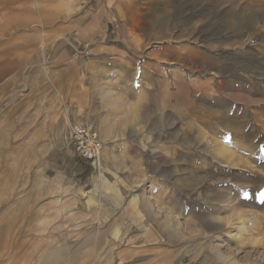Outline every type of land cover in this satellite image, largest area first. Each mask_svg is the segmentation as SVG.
<instances>
[{"label":"rangeland","instance_id":"374dc122","mask_svg":"<svg viewBox=\"0 0 264 264\" xmlns=\"http://www.w3.org/2000/svg\"><path fill=\"white\" fill-rule=\"evenodd\" d=\"M97 1L112 9L101 26L119 62L95 74L99 96L76 112L47 48L35 50V113L9 112L27 82L0 83V166L9 154L24 157L25 172L68 149L76 157L69 127L90 124L101 154L108 144L123 151L107 178L119 202L113 221H53L62 215L52 210L35 232L57 235L49 248L76 252L78 264H264V0ZM88 43H68L65 57L92 58ZM27 116L29 135L14 128ZM100 157L95 168L82 162L94 190L106 185Z\"/></svg>","mask_w":264,"mask_h":264},{"label":"crops","instance_id":"0c3cea01","mask_svg":"<svg viewBox=\"0 0 264 264\" xmlns=\"http://www.w3.org/2000/svg\"><path fill=\"white\" fill-rule=\"evenodd\" d=\"M111 12L112 9L104 1L98 3L97 0H0V83L9 77L16 82L28 83L25 95L17 99L9 112L26 115L36 112L29 95H34L35 72L38 75L41 72L35 70V50L43 51L44 48L48 50V63L58 67L59 86L64 85V93L60 88L61 92L65 98L74 100L76 112L85 111L87 105L83 100L99 96L96 75L108 71L103 67H112L119 62V59L112 58L115 49L108 42L111 32L108 27L103 29L101 26ZM52 33L56 35L54 40L57 38L54 46L57 50L51 56ZM75 41L79 46L91 42L95 56L86 61L65 57L63 49L70 48L68 43L77 47ZM100 53L104 56L99 58ZM40 59L44 60V54L40 55ZM137 75L139 70H135L134 76ZM29 124L27 116L26 122H18L14 128L25 130L29 135L33 129ZM21 144L20 141L14 143ZM115 145L124 146L119 142ZM118 152L123 151L114 149V144H108L102 152L101 173L106 185L99 180L95 190L92 181L87 186L85 171L89 167L72 156L69 149L64 155L30 166L27 173L19 166L20 162H24V157L20 159L19 154L7 155L5 162L8 168L5 171L0 166V178L4 179V174H10L12 184L6 188L10 189L12 196L7 203L9 207H4L0 202V227L6 226L5 232L0 233V264H78L80 255L60 248H49L48 243L59 240L57 235L35 232L36 226H40V221H51L52 210L60 211L62 215L61 219L53 221H70L71 224L75 221H113L112 212L121 192L107 178L114 175L113 159ZM73 160L75 163H72ZM94 170L91 169L90 175ZM23 174L26 175L27 184L22 187L15 185L20 183L18 179ZM2 190L1 185L0 193H3ZM15 197L17 200H14ZM101 202L105 210L101 209ZM102 214L107 216L97 218ZM2 221L10 222L3 224Z\"/></svg>","mask_w":264,"mask_h":264},{"label":"built area","instance_id":"2783aa9c","mask_svg":"<svg viewBox=\"0 0 264 264\" xmlns=\"http://www.w3.org/2000/svg\"><path fill=\"white\" fill-rule=\"evenodd\" d=\"M69 130L71 131L70 145L74 155L95 168L104 145L97 130L90 124L78 122H72Z\"/></svg>","mask_w":264,"mask_h":264},{"label":"bare ground","instance_id":"6f19581e","mask_svg":"<svg viewBox=\"0 0 264 264\" xmlns=\"http://www.w3.org/2000/svg\"><path fill=\"white\" fill-rule=\"evenodd\" d=\"M98 163H99V160L96 162V165H98ZM96 165H95V167H96ZM100 165V164H99Z\"/></svg>","mask_w":264,"mask_h":264}]
</instances>
